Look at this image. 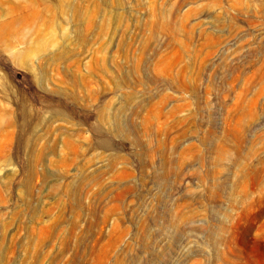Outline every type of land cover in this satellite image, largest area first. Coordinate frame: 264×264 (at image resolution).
Segmentation results:
<instances>
[{
    "label": "rangeland",
    "instance_id": "1",
    "mask_svg": "<svg viewBox=\"0 0 264 264\" xmlns=\"http://www.w3.org/2000/svg\"><path fill=\"white\" fill-rule=\"evenodd\" d=\"M0 264H264V0H0Z\"/></svg>",
    "mask_w": 264,
    "mask_h": 264
}]
</instances>
